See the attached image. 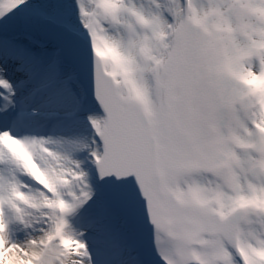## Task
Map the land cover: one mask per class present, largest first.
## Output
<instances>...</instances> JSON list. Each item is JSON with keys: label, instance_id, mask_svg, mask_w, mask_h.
I'll use <instances>...</instances> for the list:
<instances>
[{"label": "snow or ice", "instance_id": "obj_1", "mask_svg": "<svg viewBox=\"0 0 264 264\" xmlns=\"http://www.w3.org/2000/svg\"><path fill=\"white\" fill-rule=\"evenodd\" d=\"M0 264H264V0H0Z\"/></svg>", "mask_w": 264, "mask_h": 264}]
</instances>
